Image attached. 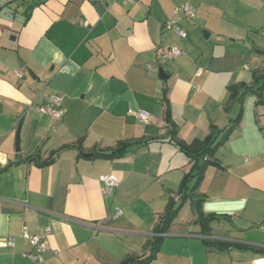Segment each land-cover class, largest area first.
<instances>
[{"label":"crops","instance_id":"0c3cea01","mask_svg":"<svg viewBox=\"0 0 264 264\" xmlns=\"http://www.w3.org/2000/svg\"><path fill=\"white\" fill-rule=\"evenodd\" d=\"M183 3L193 19L173 14ZM172 17L186 38L164 28ZM170 46L182 53L160 57ZM262 73L264 0H0V264H121L149 254L192 167L170 139L164 98L185 143L240 119L214 154L219 165L194 188L190 177V196L146 264L264 260V88L262 100L250 91L239 101L230 90L254 87ZM52 94L61 96L59 119L36 108ZM129 108L147 111V121ZM138 141L147 142L92 157ZM106 173L119 179L107 198ZM197 198L216 216L207 235L194 221ZM45 228L48 245L34 262L21 232ZM7 236L14 246H3Z\"/></svg>","mask_w":264,"mask_h":264},{"label":"trees","instance_id":"16d2710c","mask_svg":"<svg viewBox=\"0 0 264 264\" xmlns=\"http://www.w3.org/2000/svg\"><path fill=\"white\" fill-rule=\"evenodd\" d=\"M260 76H263V80L258 83L254 87L245 88L242 91H239L236 87H230L231 96L238 97L240 101L242 97L247 92H255L258 100H262V94L260 91L264 88V73ZM258 79V78H257ZM164 115L167 120V126L169 127V136L170 139L174 141V144L181 150L192 162L191 171L185 174L180 182L179 189L177 194L179 195V200L176 201L172 197L169 198L166 209L161 216L160 222L154 228V235L152 240L148 243L149 254L141 257H128L121 264H146L148 263L154 253L158 249V246L161 242L162 237L156 235L159 232H166L169 228L173 218L181 208L184 201L190 196L188 193L187 183L190 177L194 178L193 188L198 185L200 180L202 179L204 170L208 165H219V162L214 158V154L218 147L227 140L230 131L234 128L237 122L240 119V114L233 119L227 127L224 129H218L215 125H211L209 133L202 139L195 138L189 143H185L182 140L177 138V128L170 120V110L169 103L166 98H164ZM147 141H138V142H119L114 148H110L105 151H95L92 154V157H102L106 159H112L115 157H119L123 155L132 145L144 144ZM59 154V151H53L49 155V157L39 164H47L55 159V157ZM192 188V187H191ZM201 201L202 198H197L193 201V209L196 214V218L194 221L198 222L201 231L204 235H207L210 231V221L216 218L215 215H204L201 211ZM207 241V239H204ZM220 248L222 247H230V246H241L236 243H228V242H220L218 244Z\"/></svg>","mask_w":264,"mask_h":264},{"label":"built area","instance_id":"2783aa9c","mask_svg":"<svg viewBox=\"0 0 264 264\" xmlns=\"http://www.w3.org/2000/svg\"><path fill=\"white\" fill-rule=\"evenodd\" d=\"M174 15H184L189 19H193L195 17L194 9L188 4L183 3L174 7L173 9ZM164 28L171 29L176 32V34L184 39L187 37L186 31L180 28L176 24V20L174 17L167 19L164 24ZM182 53L181 49L177 46L165 47L159 50V56L167 59H173L179 56ZM21 73H18V77H21ZM198 90L197 87H195ZM36 108L42 113L48 114L52 119H59L62 116V107H61V96L59 94H52L48 101L45 104L37 105ZM128 113L136 116L142 121H147L149 114L145 110L140 109H128ZM99 180L101 181V191L105 198L109 197L114 189L119 185V179L111 174L106 173L99 176ZM121 214V210L117 209L115 213L112 214V217L115 218ZM49 228H45L41 234H30L27 230H23L21 232V236L25 239H28L32 245L35 247V251L28 252L25 255L30 258L34 262H40L43 260L42 252L47 248L48 240L47 234L49 233ZM166 234V232H159L156 235L162 237ZM15 239L12 236H7L3 242V246H14Z\"/></svg>","mask_w":264,"mask_h":264},{"label":"clouds","instance_id":"9594fccd","mask_svg":"<svg viewBox=\"0 0 264 264\" xmlns=\"http://www.w3.org/2000/svg\"><path fill=\"white\" fill-rule=\"evenodd\" d=\"M203 210L207 213V212H212L215 211L214 208L209 206V202H205ZM217 214H222V213H217ZM256 264H264V260H257Z\"/></svg>","mask_w":264,"mask_h":264},{"label":"water","instance_id":"95a60500","mask_svg":"<svg viewBox=\"0 0 264 264\" xmlns=\"http://www.w3.org/2000/svg\"><path fill=\"white\" fill-rule=\"evenodd\" d=\"M203 36L205 37V38H207L208 37V32H206V31H203ZM18 131H17V135H16V143H18Z\"/></svg>","mask_w":264,"mask_h":264},{"label":"rangeland","instance_id":"374dc122","mask_svg":"<svg viewBox=\"0 0 264 264\" xmlns=\"http://www.w3.org/2000/svg\"><path fill=\"white\" fill-rule=\"evenodd\" d=\"M193 183H194V182H193ZM193 183H192V184H193Z\"/></svg>","mask_w":264,"mask_h":264}]
</instances>
